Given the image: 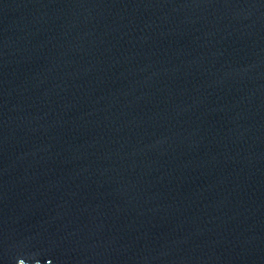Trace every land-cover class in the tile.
Segmentation results:
<instances>
[{
  "label": "water",
  "instance_id": "water-1",
  "mask_svg": "<svg viewBox=\"0 0 264 264\" xmlns=\"http://www.w3.org/2000/svg\"><path fill=\"white\" fill-rule=\"evenodd\" d=\"M0 264H264V0H0Z\"/></svg>",
  "mask_w": 264,
  "mask_h": 264
}]
</instances>
